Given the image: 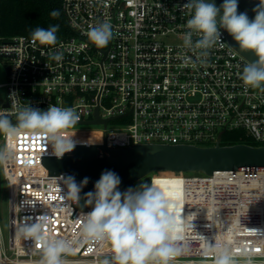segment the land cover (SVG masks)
Instances as JSON below:
<instances>
[{
	"label": "built area",
	"instance_id": "2783aa9c",
	"mask_svg": "<svg viewBox=\"0 0 264 264\" xmlns=\"http://www.w3.org/2000/svg\"><path fill=\"white\" fill-rule=\"evenodd\" d=\"M186 2L62 0L70 34L55 45H41L28 36L0 40L6 78L0 84V112L15 124L18 110L26 106L41 111L49 105L70 107L80 121L65 135L73 137L76 146H93L77 134L95 133L97 145H105L106 138L110 149L225 147L223 134L234 131L264 146V92L246 89L240 78L249 61L230 45L223 29L222 42L209 50L203 63L185 49L190 15L180 6ZM105 20L112 24L114 38L97 48L87 31ZM56 52L63 54L62 61L49 58ZM97 109L106 126L92 123ZM1 144L11 146L16 158L0 163L12 218L8 250L0 228V264H37L42 245L19 238L21 225L47 215L46 236L80 239L84 215L91 211H77L71 218L75 209L63 197V182H58L64 174L48 176L41 164L42 156H54L44 137L21 133L9 138L1 133ZM146 179L166 189L165 196L184 217V239L177 243L186 245L188 252L170 264H213L212 255L205 252L207 241L214 244L215 236L229 243L238 257L241 251L252 252L255 264H264V240L245 230H264V171L158 172L141 181ZM139 182L135 188H140ZM110 252L107 242L84 244L66 259L70 264H97Z\"/></svg>",
	"mask_w": 264,
	"mask_h": 264
},
{
	"label": "clouds",
	"instance_id": "9594fccd",
	"mask_svg": "<svg viewBox=\"0 0 264 264\" xmlns=\"http://www.w3.org/2000/svg\"><path fill=\"white\" fill-rule=\"evenodd\" d=\"M180 8L190 15L183 47L203 63L210 54L209 50L222 42L221 29L226 30L239 48L251 50L257 57L243 67L240 78L246 89L251 87L264 92V0H259L253 9L256 13L253 20L246 12L238 13V0H223L219 7L214 0L208 3L205 0H187ZM50 15L59 17L60 11L53 10ZM58 29L59 25L36 28L31 38L41 45H55ZM87 36L97 48H105L114 38L113 26L106 20L99 22L90 26ZM193 36L197 37L195 42ZM49 58L59 62L63 54L49 53ZM79 121L80 116L70 107L49 105L47 110L41 111L26 106L18 110L15 124L6 113L0 112V133L9 138H16L21 133L40 135L51 147V155L61 158L76 146L77 142L66 136L65 131ZM15 158L11 146L0 148V163H10ZM61 181L67 189L63 196L65 201L75 203L79 201V193L88 183V178H84L80 185L73 176L58 177V182ZM120 183L118 175L105 171L95 183V191L86 194V206L93 208L84 215L80 239L46 236L44 224L49 220L47 215L39 216L33 224L21 225L17 231L19 238L31 239L42 245L37 264H70L66 257L75 255L78 247L104 242L111 245V252L97 264H170L176 257L186 254L187 246L177 243L184 239L181 235L184 217L158 184L151 182V185L130 188L122 193L118 188ZM207 219L210 221L208 213ZM245 230L248 235L264 240V230L247 227ZM214 240V244L207 241L205 252V255H212L213 264H255L254 253L241 251L238 257L229 243L217 236Z\"/></svg>",
	"mask_w": 264,
	"mask_h": 264
},
{
	"label": "water",
	"instance_id": "95a60500",
	"mask_svg": "<svg viewBox=\"0 0 264 264\" xmlns=\"http://www.w3.org/2000/svg\"><path fill=\"white\" fill-rule=\"evenodd\" d=\"M206 3L211 0H205ZM219 7L223 0H214ZM259 0H238V13L246 12L253 20V11ZM222 14V12H221ZM219 20V17H217ZM230 45L247 61L253 62L257 57L251 50L239 48L232 36L224 30ZM93 124H108L98 116ZM1 134V133H0ZM41 164L48 169V176H73L78 185L88 178V183L82 187L78 202H72L75 212L92 211L93 206H86V194L95 191V183L105 171H112L119 176L120 192L150 185L149 181H141L150 174L158 172L200 173L213 175L218 171H264V146H249L239 144L225 147L199 148L194 146L173 145H139L128 149H110L105 145L75 146L72 152L63 157L42 156ZM2 190V175L0 169V193ZM12 228V218H11Z\"/></svg>",
	"mask_w": 264,
	"mask_h": 264
},
{
	"label": "trees",
	"instance_id": "16d2710c",
	"mask_svg": "<svg viewBox=\"0 0 264 264\" xmlns=\"http://www.w3.org/2000/svg\"><path fill=\"white\" fill-rule=\"evenodd\" d=\"M59 10V17L50 13ZM59 25L57 39L66 37L70 30L62 9V0H0V40H8L16 36L31 37L36 28H49ZM224 146L246 144L256 146L242 131L224 133Z\"/></svg>",
	"mask_w": 264,
	"mask_h": 264
},
{
	"label": "rangeland",
	"instance_id": "374dc122",
	"mask_svg": "<svg viewBox=\"0 0 264 264\" xmlns=\"http://www.w3.org/2000/svg\"><path fill=\"white\" fill-rule=\"evenodd\" d=\"M5 64L0 61V84L5 83ZM96 136L95 133H86V134H78L79 140H84L92 145L93 137ZM135 140V139H134ZM131 141V144H133L135 141ZM143 142V141H139ZM3 148V144H1V147ZM135 189H138L136 187ZM0 228H1V235L2 240L4 243V246L8 250L10 246V239H11V211H10V200L8 196L7 191V183L5 180H2V190L0 193Z\"/></svg>",
	"mask_w": 264,
	"mask_h": 264
},
{
	"label": "bare ground",
	"instance_id": "6f19581e",
	"mask_svg": "<svg viewBox=\"0 0 264 264\" xmlns=\"http://www.w3.org/2000/svg\"><path fill=\"white\" fill-rule=\"evenodd\" d=\"M77 137H78V134H77ZM99 141L100 140H99L98 136L96 135V136L93 137L92 143L97 145V144H99ZM86 143H88V142H86ZM88 144H90V143H88ZM162 190L164 191V194H166V189H162Z\"/></svg>",
	"mask_w": 264,
	"mask_h": 264
}]
</instances>
